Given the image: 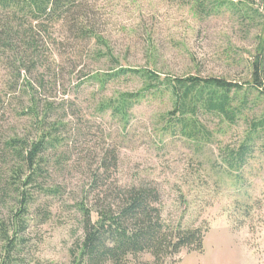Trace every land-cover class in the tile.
I'll list each match as a JSON object with an SVG mask.
<instances>
[{
    "label": "rangeland",
    "instance_id": "rangeland-1",
    "mask_svg": "<svg viewBox=\"0 0 264 264\" xmlns=\"http://www.w3.org/2000/svg\"><path fill=\"white\" fill-rule=\"evenodd\" d=\"M204 1L202 10L188 0H98L95 29L118 62L87 55L78 58L73 41L64 39L53 50L58 66L55 77L41 67L29 75L32 82L40 75L47 84L52 81L40 91V98L73 101L76 113L66 117L68 125L61 132L64 142L52 154L47 169V181L62 186V194L54 199L40 196L41 201L49 200L50 217L40 223L29 221L22 248L26 264H73L72 251L83 233L76 203L85 195L90 201L86 190L90 178L99 171L104 149L112 147L117 150L118 165L108 181L149 183L160 194L167 223L206 228L201 252L182 249L166 264H264V125L257 127L252 154L238 171L229 172L226 165L225 174L221 159V149L236 148L252 124L264 119V96L243 90L250 79L257 36L264 34V13L260 0H230L237 9L227 0L220 7L214 0ZM93 42L87 44L88 51L95 48ZM117 67L240 83L243 88L230 105L235 119L199 114V122L212 135L197 144L164 131L166 123L160 115L171 108L166 96L135 105L121 130L108 113L95 110L102 94L98 82L91 79ZM6 81L0 69V165L5 139L13 132L34 133L27 128L28 119L16 114V99L3 94ZM141 86L138 77L125 76L111 81L103 95ZM60 154L65 162L58 168L55 159ZM2 215L6 217L7 211ZM33 217L35 212L28 219Z\"/></svg>",
    "mask_w": 264,
    "mask_h": 264
},
{
    "label": "trees",
    "instance_id": "trees-1",
    "mask_svg": "<svg viewBox=\"0 0 264 264\" xmlns=\"http://www.w3.org/2000/svg\"><path fill=\"white\" fill-rule=\"evenodd\" d=\"M97 1L0 0V69L7 77L3 94L16 99V114L26 117L27 128L34 132H13L3 141L0 264L28 262L22 255L27 240L24 233L29 221L40 223L50 217L49 200L41 201L40 196L48 195L54 199L62 194V186L47 181V169L52 154L64 142L61 132L68 125L66 117L76 113L73 101L40 98V91L52 81L47 84L40 75L32 82L29 75L41 67L42 72L55 77L58 66L53 50L56 51V46L64 39L73 41L78 58L87 55L97 60L105 58L111 63L118 62L106 39L95 29ZM188 1L205 9L204 0ZM214 1L218 7L226 3ZM260 1L261 13H264V0ZM227 2L237 9L232 1ZM91 40L95 48L88 51L86 46ZM249 66L250 79L243 90L264 96V34L257 36ZM125 76L138 77L142 86L134 91L103 95L111 81ZM91 79L98 82L102 94L95 110L100 114L108 113L121 130L128 125L135 105L142 100L167 96L171 108L160 115L165 119L164 131L185 136L197 144L212 135L199 122L198 115L214 114L234 121L236 114L230 105L233 95L243 88L240 83L214 76L161 75L151 69L131 67H117L94 74ZM259 125L263 127L264 119L252 124L251 132L236 148L221 149L225 174L228 170L238 171L251 156ZM55 162L61 168L65 157L60 154ZM117 165L116 148L104 149L99 161L100 172L93 173L86 189L91 195L89 204L86 195L76 203L83 233L72 251L73 264H166L182 249L201 252L206 228L183 226L180 222L167 223L162 217L160 194L155 186L145 182L126 185L108 181ZM235 179L239 181V173L235 174ZM3 210L7 211L6 217L2 215ZM33 212L36 217L29 220L28 216ZM143 255L150 259L142 260Z\"/></svg>",
    "mask_w": 264,
    "mask_h": 264
}]
</instances>
